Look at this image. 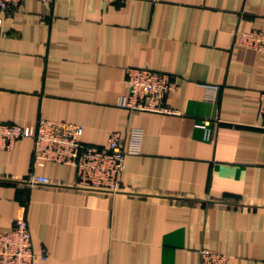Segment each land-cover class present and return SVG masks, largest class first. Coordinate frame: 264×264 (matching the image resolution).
<instances>
[{"label": "crops", "instance_id": "0c3cea01", "mask_svg": "<svg viewBox=\"0 0 264 264\" xmlns=\"http://www.w3.org/2000/svg\"><path fill=\"white\" fill-rule=\"evenodd\" d=\"M0 19L1 124H79L100 149L142 133L117 193L36 165L31 139L0 151V232L23 213L48 254L33 264H200L202 249L264 264V52L238 43L264 29V0H25ZM129 68L176 77L173 113L117 106Z\"/></svg>", "mask_w": 264, "mask_h": 264}, {"label": "built area", "instance_id": "2783aa9c", "mask_svg": "<svg viewBox=\"0 0 264 264\" xmlns=\"http://www.w3.org/2000/svg\"><path fill=\"white\" fill-rule=\"evenodd\" d=\"M23 1L0 0V11L17 7ZM1 23L0 19V31ZM238 43L243 48L264 52V29L240 33ZM126 74L124 91L117 101L119 108L130 112L173 113L165 99L177 88L174 75L147 68H129ZM258 119L259 126L264 129V91L259 95ZM82 133L81 125L64 121L40 119L34 126L23 127L0 123V151L11 150L19 139H31L34 163L40 166L46 162L72 166L75 169L74 188L120 192L125 157L139 152L141 131L131 129L125 139L118 132H112L102 149L83 143L80 140ZM29 183L57 187L56 183L43 176H31ZM38 259L46 261L48 254L44 249L39 255L34 253L28 223L22 213L12 220L8 231L0 232V264H33ZM200 259V264H227L228 256L202 249Z\"/></svg>", "mask_w": 264, "mask_h": 264}]
</instances>
